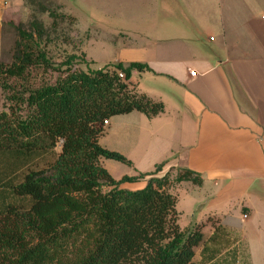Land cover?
Segmentation results:
<instances>
[{
    "label": "trees",
    "instance_id": "obj_1",
    "mask_svg": "<svg viewBox=\"0 0 264 264\" xmlns=\"http://www.w3.org/2000/svg\"><path fill=\"white\" fill-rule=\"evenodd\" d=\"M28 4L32 7L35 3ZM41 10L51 18V28L57 19L66 18L51 9L50 3ZM28 24L30 32L21 30L20 25L16 27L19 42L12 51V63H0L2 91L8 89V80L24 81L28 69L34 66L55 70L42 54L34 55L30 44L33 36L42 37V26L32 17ZM75 59L74 55L66 57L61 63L64 69L52 85L28 92L24 101L12 98L17 106L25 103L31 109L24 120L0 114V154L22 166L19 182L10 184V176L2 186L15 201L0 210V264L215 261L223 228L213 224V232L206 240L200 226L182 232L177 224L176 199L169 193L171 186L183 182L200 186L199 174L179 168L173 179L169 172L155 177L161 164L151 174L115 180L99 163L105 159L130 164L120 154L98 144L109 119L138 112L150 120L163 112L162 103L139 93L130 83L132 72L149 73V68L139 63H117L111 68L83 72L72 68ZM57 145L59 153L52 162L29 169L33 159L53 153ZM145 177L148 180L140 189L119 188ZM103 187L110 190L103 193ZM17 199L27 202L19 204ZM199 247L201 261L194 263L195 249Z\"/></svg>",
    "mask_w": 264,
    "mask_h": 264
},
{
    "label": "crops",
    "instance_id": "obj_2",
    "mask_svg": "<svg viewBox=\"0 0 264 264\" xmlns=\"http://www.w3.org/2000/svg\"><path fill=\"white\" fill-rule=\"evenodd\" d=\"M3 1L0 25L6 10ZM246 1L242 7L222 2L224 11L220 0H129L126 7L105 5L107 15L115 18L117 35L127 40L114 63L146 65L151 72H132L130 83L162 103L163 112L150 120L138 112L112 117L104 127L102 148L131 161L137 171L163 164L167 170L163 173L185 168L215 186L224 185L214 202L220 206L216 222L224 230L220 251L207 264H264V213L250 199L264 201V193L256 189L258 182H264V21L238 14L252 9ZM137 9L145 15L133 16ZM226 11L234 14L225 19ZM132 20L137 26L127 25ZM145 74L153 78L150 88L140 84ZM14 166L9 156L0 154V210L7 205L5 199L14 200L2 189L10 177L5 172ZM145 182L119 188L133 191ZM240 199L248 204L240 209L239 227L221 224L219 220L230 213L229 204ZM226 204L230 209L225 210ZM212 230L211 226L207 238ZM200 249H195L194 263L201 261Z\"/></svg>",
    "mask_w": 264,
    "mask_h": 264
},
{
    "label": "rangeland",
    "instance_id": "obj_3",
    "mask_svg": "<svg viewBox=\"0 0 264 264\" xmlns=\"http://www.w3.org/2000/svg\"><path fill=\"white\" fill-rule=\"evenodd\" d=\"M129 0H4L3 4L6 8L4 17L0 25V63L9 65L12 63V51L15 44L19 42L18 35L16 33V27L20 25L21 30L24 32H30L28 23L31 21V17L36 20L43 29V34L40 39L33 36L34 42L30 43L33 46V53L35 56L42 54L46 61L51 65L52 69L45 70L41 66H34L28 69V76L22 82L8 80V89L0 90V114L5 113L11 119L24 120L29 116L31 109H29L25 103H17L13 97H18L24 101L27 98V94L43 85H52L57 77L59 71L64 68L61 63L70 55H74L76 59L71 63L72 68L86 72L88 70H99L104 66L111 68L116 65L114 63L115 55L121 51V46L127 43L125 38H121L117 35V28L115 26V18L110 14L107 15L105 11L106 3H114L115 7H126V3ZM29 2L35 3L32 7ZM221 7L222 2L225 5L234 4L236 7H242L245 0H220ZM247 2V1H246ZM50 3V8L55 10L58 15H64L68 19H57L56 26L51 28V18L47 13L41 10V7H46ZM135 3V2H134ZM252 9L246 12H238L239 15H256L257 20L262 21L261 17L264 15V0H248ZM40 5L41 7H39ZM223 11L226 6L222 7ZM152 10V9H151ZM151 12H146L149 16ZM225 19L228 15L234 14L233 12H224ZM107 15V16H106ZM135 17H143L145 13H141L138 9L133 13ZM225 19H221L222 21ZM137 21V20H136ZM140 22V21H139ZM178 22V21H177ZM138 22H127L137 26ZM177 27L178 24L176 23ZM139 28V26L137 27ZM155 31V30H154ZM134 43V41L132 42ZM84 55V57L82 56ZM83 59V60H82ZM108 68V69H109ZM110 70V69H109ZM140 84L145 88H150L153 83V78L150 75L145 74L141 77ZM139 82V78H136ZM160 83L166 84L161 81ZM19 103V102H18ZM103 135V134H102ZM99 138V145L102 148L103 136ZM59 146H56L59 153ZM57 153V154H58ZM56 157L55 152H48L39 160L33 159L29 169H38L44 166L46 163L52 162ZM43 159V160H42ZM42 160V161H41ZM127 160V159H126ZM20 161V160H19ZM129 161V160H128ZM101 167L105 169L113 179H120L122 176H138L140 174L153 173L155 166L149 171H137L134 165L129 161V165H124L112 160L100 159ZM21 165H15L13 169L5 172L11 176L12 181L10 184H16L19 181ZM165 169L160 168L161 172H158L155 177L160 178ZM167 171V170H165ZM169 177L174 178V171H168ZM202 184L200 186L192 185L189 182H183L170 189L176 199L175 210L178 215V226L182 232L194 226H200L202 238L205 239L210 233V228L216 222L215 215L219 213V207L215 200L217 193L224 187L219 182L215 186L213 181L201 178ZM143 180H148L145 177ZM256 186L258 191L264 193V182H258ZM146 184V182H145ZM103 193L108 192L110 189L103 187ZM256 190V191H257ZM251 204L260 212L264 213V201L256 198H250ZM7 204L11 203L10 199L4 200ZM232 204V203H231ZM229 204L230 208L225 205V210L230 209L228 216H225L219 220L221 224H225L229 227L237 229L239 227V219L242 218L241 207L246 208L247 202L244 199L235 201L234 205ZM210 217L208 220L207 217ZM238 258H242L243 244L240 242L237 246Z\"/></svg>",
    "mask_w": 264,
    "mask_h": 264
},
{
    "label": "built area",
    "instance_id": "obj_4",
    "mask_svg": "<svg viewBox=\"0 0 264 264\" xmlns=\"http://www.w3.org/2000/svg\"><path fill=\"white\" fill-rule=\"evenodd\" d=\"M261 20L264 21V15L261 17ZM191 75L193 76V73H191Z\"/></svg>",
    "mask_w": 264,
    "mask_h": 264
},
{
    "label": "water",
    "instance_id": "obj_5",
    "mask_svg": "<svg viewBox=\"0 0 264 264\" xmlns=\"http://www.w3.org/2000/svg\"><path fill=\"white\" fill-rule=\"evenodd\" d=\"M61 143V142H60Z\"/></svg>",
    "mask_w": 264,
    "mask_h": 264
}]
</instances>
